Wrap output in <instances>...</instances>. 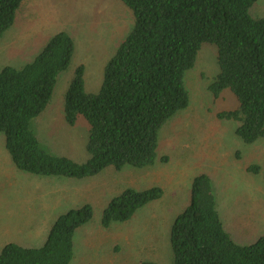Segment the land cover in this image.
Listing matches in <instances>:
<instances>
[{
  "label": "trees",
  "instance_id": "obj_1",
  "mask_svg": "<svg viewBox=\"0 0 264 264\" xmlns=\"http://www.w3.org/2000/svg\"><path fill=\"white\" fill-rule=\"evenodd\" d=\"M117 1L132 12L133 24L106 64L98 92H86L79 66L64 96L65 122L74 126L83 118L88 127L86 162L50 154L32 127L49 105L58 76L72 62L71 35L57 32L31 62L0 69V134L17 170L80 180L107 168L119 172L166 162L167 157H158L159 133L187 109L184 79L203 45L217 51L218 74L210 93L217 98L227 91L236 101L218 118L235 121V135L244 144L264 138V17L252 14L256 0ZM23 2L0 0V40ZM261 171L257 165L247 169L254 175ZM214 190L208 174L193 178L189 204L170 229L171 264H264V234L251 244H238L224 228ZM163 193L159 186L122 191L103 210L101 226L129 220ZM92 216L91 205L65 211L41 247L9 243L0 252V264H70L74 233Z\"/></svg>",
  "mask_w": 264,
  "mask_h": 264
},
{
  "label": "rangeland",
  "instance_id": "obj_2",
  "mask_svg": "<svg viewBox=\"0 0 264 264\" xmlns=\"http://www.w3.org/2000/svg\"><path fill=\"white\" fill-rule=\"evenodd\" d=\"M252 14L264 17V0ZM252 15V16H253ZM133 24L132 12L117 0H24L13 26L0 40V69L31 62L55 33L65 31L75 43L69 68L62 72L47 108L32 121L41 146L57 157L83 163L88 127L83 118L74 126L64 120V96L75 70L83 67L86 92L97 93L104 68ZM217 51L203 45L195 66L186 72L190 96L160 131L158 157L149 168H107L85 179L35 176L15 168L0 134V252L9 243L39 248L50 227L67 210L91 205L93 216L73 236L70 264H171V226L189 204L193 178L208 174L214 185L225 230L241 245L264 234V138L244 144L237 123L218 113L232 110L235 98L224 92L215 98L209 86L218 74ZM257 165V175L247 172ZM163 189V196L138 209L127 221L101 226L103 210L130 188Z\"/></svg>",
  "mask_w": 264,
  "mask_h": 264
}]
</instances>
